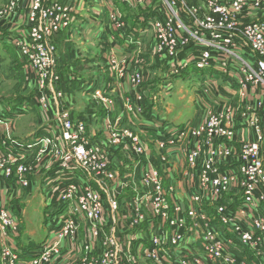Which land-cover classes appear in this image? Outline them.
<instances>
[{
  "label": "rangeland",
  "instance_id": "rangeland-1",
  "mask_svg": "<svg viewBox=\"0 0 264 264\" xmlns=\"http://www.w3.org/2000/svg\"><path fill=\"white\" fill-rule=\"evenodd\" d=\"M33 1L0 0V107L7 110L14 106L24 112L14 123L0 120V164L4 160L0 165V264L18 262H14L10 252L14 245H26L28 251L35 253L46 242H52L51 257L29 264H111L109 255L114 252L125 264H222L209 252L205 236L197 233L193 225L203 222L202 216L209 219L216 237L227 248L226 253L240 256L244 264H264V230H260L263 257L259 259L251 246H243L232 236V223L226 226L217 222L222 203L212 200L210 191H204L207 187L214 189L209 179L198 175L202 173L201 165L196 168L189 162L196 132H201L197 144L199 162L210 155L206 144L209 132L200 128L211 118H207V112L204 114V98L197 90L204 81L215 79L212 73L217 77L213 101L218 105L220 99L233 103L229 108L230 138L238 142L229 144L230 156H237L243 145L253 139L254 132L238 124V87L227 84L234 79L193 66L174 75L171 62L157 52L153 29L146 17L149 10L163 13L159 0H148L150 8L129 7L119 0H55L62 8L68 6L73 23L54 38L57 81L47 91L40 87L37 72L27 66L12 45L14 34L28 27ZM46 1L54 0H45V6ZM186 2L196 6L199 18L211 14L212 9L225 12L224 26L230 20L264 23V0ZM166 13L169 15L167 9ZM16 28L18 32L14 31ZM125 38L139 44L125 47ZM112 55L116 58L114 65ZM40 96L45 106L38 102ZM25 104L28 106L24 107ZM65 112L72 137L85 145L91 159L105 165L99 180L90 176L91 179L77 181H83L80 187L88 182L103 204L99 218L91 207L94 219L89 221L76 209V235L55 240L52 229L61 204L55 203L59 193L51 185L69 171L58 169L65 157L64 141L59 124L55 127L53 119L58 122V115ZM50 126L54 127L53 135L42 132ZM176 129H183V134L176 135ZM215 132L212 144L227 141V137L222 139ZM40 135L49 139L45 147L36 144ZM168 138H175L173 146L161 144ZM42 146L46 148L44 154ZM24 147L28 151H23ZM260 147L263 166L264 139ZM18 150L22 152L17 153ZM228 164L218 173L228 169L239 180L242 164L233 158ZM78 176L81 175L77 173L73 179ZM229 185L233 192L222 197L233 200L234 205L230 203L228 207L234 214L245 201L236 182L231 180ZM203 191V197L196 202ZM157 193L163 202H154ZM253 197L254 194L250 196ZM112 203L113 208L109 205ZM72 206L77 208L76 202ZM247 207L249 214L239 216L242 225L253 230V215L264 216V206L258 204L255 214L252 205ZM180 219L187 231L185 237L177 240ZM20 261L19 264H27L28 259L23 257Z\"/></svg>",
  "mask_w": 264,
  "mask_h": 264
},
{
  "label": "built area",
  "instance_id": "built-area-1",
  "mask_svg": "<svg viewBox=\"0 0 264 264\" xmlns=\"http://www.w3.org/2000/svg\"><path fill=\"white\" fill-rule=\"evenodd\" d=\"M44 1H33L28 27L23 32H18V28L14 30L18 33L14 34L12 45L17 50V55L26 61L27 66L37 72V80L41 84L40 87L48 91L52 90L53 82L57 81L54 75V53L56 49L54 38L58 32L68 28L73 22L69 17L70 9L68 6L62 8V5H59L55 0L53 2L46 1L45 6ZM119 1L129 7H151V1L147 2L148 0ZM158 3L162 6L163 13H160L159 10L156 12L149 10L146 17L153 29L157 52L162 53L163 57L166 58L165 60L171 62L174 75L180 74V71L184 72L186 69L188 71L189 67L193 66L200 71L214 70L219 72L220 77H231L234 81L231 80L227 84L238 87L237 93L241 99L238 124L253 131V139L243 145V149L237 156H230L232 148L229 147V144L238 142L235 138H230L231 127L229 120L231 119V113L229 108L233 103H226V100L220 99L221 103L218 105L219 103L213 101L217 92L215 80L204 81L197 93H201L204 98L205 113L207 112L208 114L207 118H211L208 124H203L200 128L201 131L206 129L209 132L208 134L206 133V144L210 148V155L203 163L199 162L200 149L197 144L201 140L199 138L201 132H196L193 136L195 142L190 145L189 149V162L196 168L201 165L202 173H198V175L203 180L209 179L214 189L209 190L207 187L204 191H210L211 199L222 203L219 209L220 212L216 216L217 222L226 226L232 223L235 227L234 231L231 230L232 236L243 246H251L250 248L256 252V258L261 259L263 254L261 252L262 232L260 230H264V219H262L264 216L257 215L256 218L253 215V222H251L253 230L248 225H242L243 222L240 216L245 217L249 214L247 205L254 207V214L257 213L258 204L264 206V165L261 166L260 162L262 160L260 143L264 139V23L243 24L242 22L230 20V24L224 26L223 22H226L225 12L217 10L213 12L212 9L211 14L200 16L201 18H199L196 16L199 15L196 6L188 4L186 0H159ZM177 7L179 9L175 10ZM166 9L169 11V15L166 13ZM222 18H224V21ZM137 44L139 43L136 40L125 38L123 45L130 47ZM112 56V64L114 65L116 58L114 55ZM171 73H173V70ZM211 76L217 78L213 73ZM96 94L100 96L101 92L97 90ZM38 102L45 106L43 96L39 97ZM27 106L25 104L24 107ZM68 117L65 112L62 115H58V122L53 119L55 127L59 124V129L63 133L62 140L64 141L63 152L65 157L63 162H59L58 169L69 171L64 173L67 178L64 176L54 182V184L51 183V186L57 187L54 191L58 189L59 197L56 203L61 204L60 209L57 211L59 217L55 220V225L52 229L53 234L55 233L53 237L55 240L65 236L74 237V228L78 225L77 219H75L76 209L79 213H84L86 217L88 216L85 218L89 221V219H94L91 207H93L95 215L99 218L103 204L100 197L92 191L88 182L83 187L78 186L83 182H77L80 178L88 180V178L91 179L90 176H94L99 180L101 172L105 170V165L96 158L91 159L92 156L87 154L85 145L83 146L82 143L77 142L72 137L71 132L69 133L70 120H68ZM56 129L58 131V128ZM53 130L54 127L50 126L49 128H43L42 132H52L53 135ZM182 130L176 129V135H182ZM215 131L219 132L222 139L227 137V141L212 144V138L217 135ZM48 140V138H42L40 135L36 144H43L44 146L49 143ZM176 141L178 142V140ZM174 143L175 138H168L163 140L161 144L173 146ZM23 151H28V148L24 147ZM45 151L46 148H43L41 154H44ZM21 152L18 150L17 153ZM231 158L242 164L241 174L243 177L241 176L239 180L228 169L218 173L220 169L230 166L228 162ZM2 163H4V160ZM206 171H208V176H206ZM77 173L81 176L74 180L73 178ZM113 174L114 171L110 172V175ZM103 175L105 176V174ZM109 178L112 179V176H109ZM231 180L236 182L237 188L240 187L243 192V196L240 194L241 198L245 201L242 202L240 208L234 211V214L228 207L230 203L234 205L233 200L231 199L229 202L222 197L224 194L233 192V190H230L229 185ZM227 186L229 187L228 189ZM170 190L174 192L173 188ZM204 191L195 198L196 202L203 197ZM252 194H254V197L250 198ZM157 195L154 198V202H163V198H159L158 193ZM148 200L151 202V197ZM50 201L52 203L53 199L51 198ZM74 202H76L77 208L72 206ZM109 205L111 208L115 207L113 203ZM1 215L6 219L5 213L2 212ZM190 215L192 216V214ZM201 219L203 222L199 223V221H196L193 225L197 233L205 236V239H202L207 244L209 252L220 260L222 264H244L240 256L226 253L225 250L227 248L223 246V241L216 237L209 219L204 216ZM191 225L190 227H192ZM178 226L180 229L177 234V240H181L182 237H185V232L187 231L183 219L179 220ZM257 231L259 232L258 235ZM51 244L52 242H46L38 248V252L24 256L28 259L27 264L48 260L51 257L50 253L53 251H50L51 246L49 245ZM106 257L108 255H105ZM109 257L111 264H125L118 259L117 252L110 254ZM14 259L15 257H13Z\"/></svg>",
  "mask_w": 264,
  "mask_h": 264
},
{
  "label": "crops",
  "instance_id": "crops-1",
  "mask_svg": "<svg viewBox=\"0 0 264 264\" xmlns=\"http://www.w3.org/2000/svg\"><path fill=\"white\" fill-rule=\"evenodd\" d=\"M214 80H216V78ZM21 113H24V112H20L16 108L14 109V106H12L11 108H8L7 110L3 109V107H0V120H2L3 122H9V123H10V121H12V123H14V121H17L15 119L22 115ZM204 114H205V112H204ZM1 141L2 140H0V149H3L2 145H1ZM55 203H52V205ZM30 244H32V243H30ZM10 252H11L12 256L15 257V259H16V260H14V262L18 261L16 264H19L21 262L20 260H22V258L24 256L32 253V252L28 251V246H26V245H18V246L14 245V246H12V250Z\"/></svg>",
  "mask_w": 264,
  "mask_h": 264
}]
</instances>
